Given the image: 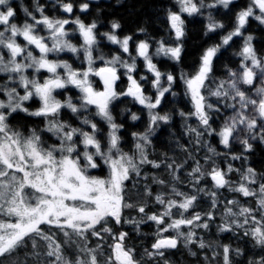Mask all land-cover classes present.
Wrapping results in <instances>:
<instances>
[{"label":"snow or ice","instance_id":"snow-or-ice-1","mask_svg":"<svg viewBox=\"0 0 264 264\" xmlns=\"http://www.w3.org/2000/svg\"><path fill=\"white\" fill-rule=\"evenodd\" d=\"M57 3L63 12H73L74 5L71 0H57ZM177 3L180 6L179 11H169L167 15L172 32L169 37L171 42L158 40L154 54H150L147 40L140 41L136 46L137 56L143 59L146 69L154 77L151 81L155 90L153 97L145 93L142 84L133 75L137 69V57L131 56L129 52V41L132 37L125 36L121 40L115 34V30L120 28L118 22H112V33L102 35L109 42L118 44L123 53H128L131 63L122 60L119 55L107 60L102 52L94 58L93 52L99 51L96 47L98 41L94 31L97 28L95 21L86 25L79 17L74 20L50 18L44 14L43 6L37 2L35 11L40 14L39 18L24 8L31 22L26 20L18 25L13 22L16 13L11 0H0V75L5 77L3 86H0V95L3 96L0 98V216L15 219V222L12 219L0 220V264L3 259L25 247L29 241L31 255L36 264H100V246L92 248L89 237L103 241L105 234L111 236L113 243L109 245L111 254L103 264H141L135 258L134 249L125 244L128 233H113L109 224L129 223L139 231L140 225L149 221L157 225L156 239L151 250L145 249V255L149 260H157L158 264H171L165 253L176 249L181 239L185 247H209L202 239L197 238L195 229L209 228V221L215 218L213 210L218 206V190L222 188H228L243 197L254 198L256 206L243 207L236 200H228L223 211L225 219L218 228L219 232L235 234L237 230L243 229L244 236L250 237L254 245L264 253V175L258 177L256 171L248 167L240 174V181L233 184L226 177L228 173L240 170L234 169L231 164L227 171L216 166L213 158L221 153L204 140L205 136H216L225 149H230L232 141L236 140L243 146L244 152L253 150L250 141L258 140L264 145V56L258 55L253 47L254 37L250 34L244 35L249 18L264 25V0H249L248 6L236 13L234 27L221 37V43L204 51L195 74L181 76L193 111H180L179 115L185 118V135L190 137L189 142L206 147L211 154L205 157L206 162L212 163L207 172L202 169L199 160L193 159L186 146H183V150L187 158L181 164L167 162V158L163 162L149 158V147L156 128L161 122L167 124L171 120L168 113L161 115L156 110L161 106L166 93L175 95L171 90L176 80L171 73H163L157 68L153 55L179 62L184 49L183 38L186 35L182 14L203 15L205 9H216L218 6L228 9L234 0H208L207 3L205 0H177ZM88 9L89 3L79 5L81 12ZM206 19L205 35L225 27L214 18L211 11H208ZM70 23L77 26L83 39L79 48L67 39L69 33L65 26ZM40 26L47 31V36L39 34ZM138 31L143 33L145 29L140 28ZM20 37L24 44L18 42L17 38ZM234 37L243 38L242 48L237 53L241 57L240 64L235 70L228 68L226 78L215 82V87L210 88L206 81L213 72V59ZM33 49L38 50L39 56L34 55ZM66 51L73 54L82 51L87 68L83 71L76 70L67 61L48 58L49 54ZM95 59L103 61L104 66L94 68ZM118 66L126 70L124 75L128 81L127 89L120 92L116 90V82L120 79ZM58 69L64 70L63 75ZM29 70L32 72L31 76L28 75ZM42 71L49 74L43 80L39 78ZM93 75L102 81V90L94 88L90 80ZM140 80L145 81L147 77L141 76ZM69 86L79 91L78 103H74L70 95L64 101L54 95L56 90ZM18 89H22L23 94ZM250 92L255 95L249 94ZM121 97H130L147 110L148 122L145 131L131 133L135 148L133 154L122 150V137L119 133L123 124H117L112 114L111 105ZM208 97H215L216 102H209ZM34 98L39 100L40 107L30 110L25 103ZM90 106L95 107V112L82 116L89 111ZM62 109L70 110L80 120L81 125L87 126L90 131L61 120ZM222 109H231L232 114L224 119L217 130L210 123L211 113L218 114ZM17 113L43 117L45 126L41 131L52 134L58 145L46 146L36 129H31L30 134L25 136L14 128L10 118ZM90 116L99 117L108 125L106 150L98 138L101 129ZM192 116L198 121L195 127L187 124V119ZM130 119L135 122L140 116L132 112ZM240 133L244 135L241 136ZM241 158L240 155H231L232 160ZM188 159H193L195 165L187 173L188 182L195 194L180 191L175 186L171 188L173 198L157 193L154 202L161 205L163 211L151 214L146 211L147 200L140 204L129 202L131 197L127 194L126 182L140 178L145 166L167 169L171 181L151 177L153 183L166 185L179 181L178 173L185 167ZM101 162L107 166L108 175L104 178L90 175V171L99 168ZM206 178L212 181L210 190L200 186ZM144 179L147 181L149 177L145 176ZM252 185L256 187L253 188ZM141 192L149 198L153 196L152 189L147 184L137 190V195ZM200 193L209 197L212 210L203 214L193 212L190 216H185V213L194 208ZM234 208L238 210L234 211ZM126 209L135 210L140 218L124 219L123 213ZM173 209L177 210L176 214ZM184 227L188 228L187 232L181 230ZM170 230L176 235L165 236L164 233ZM57 233L65 238L63 242L57 239ZM38 241L45 242L43 251L38 250ZM72 244L78 248L75 260L65 255V247ZM220 247L223 264H233L230 259L233 252L236 256L243 255L240 248L232 249L227 244ZM191 255L195 256L197 253L191 252ZM213 255L219 254L214 252ZM248 264H264V254L249 259Z\"/></svg>","mask_w":264,"mask_h":264},{"label":"rangeland","instance_id":"rangeland-1","mask_svg":"<svg viewBox=\"0 0 264 264\" xmlns=\"http://www.w3.org/2000/svg\"><path fill=\"white\" fill-rule=\"evenodd\" d=\"M13 1L14 3L20 2L23 5H26L29 12L34 13V15L36 16L39 15V13L35 11V6H36L35 0H11V2ZM100 1L102 0H71V3L74 5L73 12L71 14H68V13L63 12L61 8H59L61 14L57 12L58 13L57 19L74 20L76 17H79L83 23L88 25L90 24V20H91L90 11L94 7V4ZM105 1H112V0H105ZM170 1L174 5V7H172V4H171L170 11L178 12L180 6L177 3V0L175 1L170 0ZM64 2H69V0H64ZM207 2L208 0L206 1V3ZM82 3H89V9L86 12H81L79 10V5ZM248 4H249V0H234V3L230 4L228 9H224L222 6H218V8L216 9H211V10L205 9L203 15L189 16L187 13H183L182 19H184V22H185L184 16H186L189 21L192 20L194 22H198L199 25L203 27L204 37L205 38L207 37V43L201 49L199 53L200 55L198 57V62L195 65L191 66L187 62L182 60L184 57L183 55H184L185 50L182 52L181 59L179 62L168 59L167 57H164V56H155V55H153V62L157 65V68L161 72L171 73L172 75H174L176 77L175 83L180 80L178 79L179 71L186 72L188 76L195 74L199 66L200 58L202 54L204 53V51L210 46L221 43V37L226 35L229 31L233 29L234 24H235V19H236V13L239 12L241 9L246 8ZM176 6L178 8V11L173 9ZM208 11H211L214 18L217 21L222 22L225 25V27L223 29H218L215 32L208 33L207 35H205V25L207 23L206 17H207ZM168 12H166L164 15V20L166 21L165 29H164L165 33H163L162 35L158 37H152V39L148 41L150 44V48H149L150 54L155 53V49L157 47L156 42L158 40L164 39L166 43L171 42L169 40V37L172 36V32L169 28V21L167 19ZM257 14H258V10H257ZM13 22L20 25L19 20L17 21L13 20ZM111 24L112 23H108L105 26H103V28H99V30L97 29L98 34H96V37H97L98 45L96 47H98L99 51L93 52L94 58L98 57L99 54L102 52L105 59L107 60H110L114 55H119L122 60H127L129 62V58H130L129 54L123 53L122 49L120 48L118 44H113L109 42L106 39V37L102 35L103 33L113 32V29L111 28ZM185 24L188 25L187 22H185ZM65 27L69 33L67 39L79 48L83 44V39L77 30V26L75 24L70 23L69 25H66ZM186 30H187L186 32L187 37H189L188 27ZM38 31L40 35L47 36L48 34L47 31L43 28V26H40ZM118 31L119 29H116L115 34L121 39L120 37L121 33H118ZM249 34L254 37L252 44H253V47L257 51L258 47L260 46L262 37L264 35V25L260 24L259 21H256L253 18H249L248 24L246 25V28L244 30V35L246 36ZM260 34H262V37H260ZM140 36H143L144 38L145 33L140 34ZM17 39L19 43L21 44L25 43L22 37L17 38ZM139 40L145 41L144 39H141V38ZM140 41H138V43ZM187 41H188V38L186 37L183 38V45L185 48H186ZM50 43L51 42L49 41V44ZM242 45H243V38L234 37L228 46H224L220 49L217 56L213 59V63L215 64L218 58H222L221 60L222 62L220 64L222 65V67L226 66L227 64L224 65L225 62L231 59V57L236 56L237 53L240 52ZM33 51H34V55L39 56L38 50L33 49ZM5 58H7L6 54H5ZM48 58L51 60L67 61L69 64L72 65L73 69H76V70L83 71L87 68V63L84 60L82 51L78 54H73L67 51L61 52L58 54L53 53V54H49ZM140 59H141L140 61H142L141 65H145V62L143 61V59L142 58ZM103 66H104L103 61L99 59H95V63L93 64L94 68L98 69ZM216 69H217L216 66L215 67L213 66V70L216 71ZM58 71L63 75V71H64L63 69H58ZM125 71L126 70L124 68H121L118 66V75L120 76V79L116 82V90L118 92L124 91L128 87V81H127L126 76L124 75ZM149 74L150 75L146 76L147 80L141 81L140 78H138L137 80L142 84L145 90V93L147 95H151L154 97L155 90L152 88V85H151V81L154 79V77L152 73L149 72ZM28 75L29 76L32 75L31 70H29ZM48 75H49L48 73L42 71L41 73H39V78L43 80V78H45ZM90 80L92 81L94 88H96L97 90L103 89V83L99 77L93 75V76H90ZM4 82H5V77L3 75H0V86H3ZM175 83L174 85H176ZM18 90L21 92V94H23L22 89H18ZM173 93H175V95H172L171 93H166L165 98L161 102V106L156 110L161 115L168 113L171 116V120L167 124L162 122L163 124L161 123V125L156 128L155 135L152 136V144L149 147L150 151H153L151 155L152 159L156 160L157 162H163L165 161V158H167V162L175 161L178 164L184 163L187 157H186L185 151L183 150V146H186L188 148V151L191 153L193 159L199 160L202 166V169L205 172H207L210 170L212 163H209V161L206 162L205 157L211 154L207 152L206 147L202 145H193L192 143L189 142L190 137L185 135V124H186L185 118L179 115L180 111H183L185 113L192 112L193 111L192 102L188 100L187 98L185 100V98L182 95H180L179 90L173 91ZM54 95L56 96L57 99L61 101H64L66 97L70 95L73 98V102L78 103V97L80 93L77 89L69 86L66 89L56 90L54 92ZM251 95L254 96L255 95L254 92H252ZM0 98H3V96L0 95ZM34 100L38 101L37 108H39L40 102L38 99H35V98L29 102H26L25 106L26 104ZM111 109H112V114L115 118V122L117 124H123V128L121 129L119 133V135L122 137L121 148L124 152L133 154L135 152V148H134V140H133L131 133L145 131L147 122H148L147 110L144 109L138 103L134 102L130 97H121L119 100L114 101L113 104L111 105ZM94 112H95V107L90 106L89 111L86 113H83L82 116L89 115L90 113H94ZM132 112H135L137 115L140 116V119L138 121H135V122L131 121L130 115ZM211 115H212V119L210 120V123L212 127L219 130L220 126L223 123V119H222L223 111L218 114L213 112L211 113ZM90 118H92L94 122L98 124V127L101 129V132L98 134V138L101 140L102 147H105V150H106V137H107V132H108V125L104 121H102L99 117L90 116ZM60 119L72 124L73 126L83 127L85 131H90V129L87 126L81 125L80 120L77 119V117L73 115L68 109L61 110ZM188 124L192 125L193 127L197 126L198 121L196 117L195 116L190 117V123L188 122ZM240 135L243 136L244 134L240 133ZM204 140L207 144H210L211 146L216 148L217 152L221 153V155L215 156L213 158L216 166H218L220 169L224 171H227L228 165L231 164L234 169L240 170L238 172L233 171L231 173H228V176L226 177L227 179H229L233 174L244 172L248 167L253 168L257 172L258 169L246 161V158H245L246 153L244 152L243 146L238 141L233 140L231 148L225 149L219 143V138L216 136H211V137L205 136ZM164 145L169 147L167 150V153L165 154L163 153ZM81 150H82V146H81ZM232 154L240 155L242 158L239 160H232L231 159ZM193 159H188V162L185 165V167L181 170L180 173H178L180 176V180L184 181L185 183H189L187 173L191 170L192 167L195 166L193 163ZM142 171H143V175L140 178L126 182L127 194L128 196L131 197V200L129 202H132L134 204H139L138 202L140 200V197L145 196L142 192L139 195H137V190L142 189L145 186V184H147V186L150 187L152 189V192H154L155 194L159 192V187H157L159 184L153 183L151 180V177L155 176L161 179V173L166 174V175L169 173L168 170L165 169L164 167H161L160 169H153L149 166H145ZM90 175L97 176L100 178L106 177L108 175L107 166L101 162V166L97 169L91 170ZM145 176L149 177L147 181L144 179ZM208 180L209 178H206L205 180H203L200 186L205 187L204 185L206 184V182H208ZM133 185H136V187H133ZM208 187H211V182H210V185H208ZM186 193H189V192H186ZM218 194L220 193L218 192ZM199 197H204L206 199H209V197L205 196L203 193H200ZM250 198H251V201H246V202L256 203L254 198L252 197ZM224 204L226 205V203L222 202V205ZM238 205L243 206V207H249L248 203L238 202ZM173 210L175 213L177 212L176 209H173ZM237 210L238 208H234V211H237ZM223 211L224 210H221V201L220 202L218 201V206L215 209V217L217 221L219 220L222 221L223 219H225V217L223 216ZM123 216H124V219L126 220L140 218V214H138L133 209H126L123 213ZM217 221L211 222V225L213 226L212 228H217V226H220V225H217ZM124 224L126 227L130 226L131 229H134L136 234H138L141 230V226L144 223L140 225L139 231L135 229V226L133 224H129V223H124ZM145 224H147V226L150 225L152 227L156 226L157 228V225L154 222L149 221ZM156 230L157 229H153L152 231L156 232ZM197 230L201 231L203 229H197ZM182 231L186 232L185 229H183ZM164 235L165 236H175L176 233L170 230L169 232L164 233Z\"/></svg>","mask_w":264,"mask_h":264},{"label":"trees","instance_id":"trees-1","mask_svg":"<svg viewBox=\"0 0 264 264\" xmlns=\"http://www.w3.org/2000/svg\"><path fill=\"white\" fill-rule=\"evenodd\" d=\"M175 1V0H174ZM207 0H205L206 2ZM39 3L44 8V14L49 16L50 18H58L57 12H60V5L57 3V0H35V4ZM64 2V0H63ZM12 7L15 10V17L14 20H19V24L22 25L26 20L28 22H31L30 17L26 15L24 12V8H27L26 5H23L20 2H11ZM171 1L170 0H112V1H105L102 0L98 3L94 4V7L90 11V24L95 21L97 23V28L95 29V33L98 34L97 29L103 28L108 23L112 22H118L120 24V28L118 33L120 34L121 40L125 36H131L132 39L129 41V51L131 56H136V65L137 69L136 72L133 73L134 77L136 79L140 78L141 76H147L150 75L149 71L146 69L145 65H141L142 61H140V57L137 56L136 52V46L138 44L139 39H144L149 41L152 39V37H158L165 33V23L164 15L166 12L170 11L171 7ZM172 7L174 5L172 4ZM176 11H178L177 6L175 8ZM34 15V13H33ZM40 15V14H39ZM39 15L37 18H39ZM185 22L188 23V25L185 24L184 30L185 33L189 32L188 41L186 43V48L184 47V57L182 60L187 62L189 65L193 66L198 62V57L201 49L206 45L207 43V37H204V31L203 27L199 25L198 22H194L192 20H188L186 16H184ZM140 28L145 29V36H140V34H143L139 32L138 30ZM184 37V38H185ZM260 37H262V34H260ZM257 54L260 56H264V35L262 37L260 46L258 47ZM129 57V56H128ZM222 58H218L213 63V66H216V71L213 70L210 78L208 81H206V84L210 88L215 87V82H218L220 79L226 78L227 75V69H236L238 65L240 64L241 57L239 55H236L234 57H231V59L227 60L223 66L220 64L222 61ZM129 63H131V59L129 58ZM145 67V68H144ZM178 79H180L178 82H176V85H172V92L179 90L180 95H182L185 100L186 98L190 100L189 96L186 94V86L181 79V76H188L186 72L179 71ZM247 87V86H245ZM250 92L249 94H251ZM204 94L207 96V91L204 92ZM209 102L215 103L216 98L215 97H208ZM191 101V100H190ZM38 101L34 100L28 104H26V107H28L30 110H35L38 106ZM223 116L222 119H226L229 115L232 114L231 109H222ZM221 111V112H222ZM190 123V118L187 119V124ZM11 125L16 128L17 130L21 131L25 136L30 134L31 129H36L37 132H39L42 136V140L46 146L51 145H58V141L56 138L47 132H42L41 130L45 126V121L43 117H31L28 115H25L24 113H17L14 114L12 118H10ZM162 123V122H161ZM159 124V126L161 125ZM163 124V123H162ZM165 143V142H164ZM253 145V150L246 153V161L251 164L252 166L256 167L257 170V176L264 175V145L260 144V142L257 141H250ZM168 146L164 145L163 147V153H167ZM152 153L153 151H150L149 149V158L152 159ZM211 163V161H209ZM240 174H233L229 180L233 182V184H237L240 181ZM163 175V176H162ZM161 179L165 180L166 182L171 181V177L169 173L162 174L161 173ZM211 182V187H208ZM259 183V180H258ZM175 186L178 190L189 192L191 194H195L192 192L191 186L189 183H185L184 181L180 180L176 182L166 183V185H158L159 192L165 195L166 198H173L171 194V188ZM207 189H212V181L209 178L208 182L204 185ZM256 185H252V187H255ZM162 189V190H161ZM220 190V191H219ZM218 192V201H221V210H224L225 204L222 205V202L226 203L228 200H236L239 203H248V206H255L256 203L252 202H246L251 201L250 197H243L241 194L236 192H231L228 190V188L219 189ZM153 196L151 198L147 197L146 195L143 197H140L139 204L148 201V207L146 211L151 214L154 212H161L163 211V207L161 205H158L154 202V196L156 195L154 192ZM211 200L206 199L204 197H199L197 203L195 204L193 209H190L189 212L185 213V216H190L193 212H200L201 214L212 210L210 209ZM215 212V210H213ZM173 213L176 214L173 210ZM12 219V222H15L14 218H6L0 216V220H7ZM213 222L217 221L216 217ZM209 221V228L203 229V230H197V238L202 239L209 247H206L204 249H200L197 245H189L188 247L184 246L183 240L178 243V247L173 250H169L165 253L166 258L171 261V264H223L222 261V247L221 245H230L232 249L240 248L243 251V255L236 256L233 252L230 259L232 260L233 264H248V260L252 259L254 257H258L261 254H264L261 252V249L256 247L254 245V242L250 237H246L243 234V229L237 230L234 234V232H219L218 228L224 221H217V228H212L211 222ZM109 226L112 228L113 233L119 234V232L124 231L128 233V237L126 238L125 244L128 247H131L134 249V255L135 258L139 261H141V264H158L157 260L152 259L149 260V258L145 255V249L151 250V245L154 243L156 239V232L152 231L153 229H157L156 226H150L147 224H143L141 226V230L138 234H136L134 229H131L130 226H125V224L122 225H116L114 222L110 223ZM185 229L186 232L188 231V228L184 227L182 230ZM47 231V229H46ZM53 232H55V229H52ZM57 239L60 242H63L65 238L57 233ZM75 239V238H73ZM44 241H38L39 249L40 251H43L44 248ZM113 243V240L111 236L108 234L104 235L103 241L97 240L95 237H89V244L92 248H96L97 245H99L98 249V259L100 261V264H103L104 260L108 255L111 254V250L109 248V245ZM78 252V248L75 244L69 245L65 247V255L71 259H76V254ZM191 252H196L197 255L193 256L191 255ZM216 252L219 255L214 256L213 253ZM207 257V259H205ZM2 264H36L35 258L31 255V242L29 241L28 244L20 248L16 253H14L12 256H10L7 259L2 260ZM162 264V262H161Z\"/></svg>","mask_w":264,"mask_h":264}]
</instances>
